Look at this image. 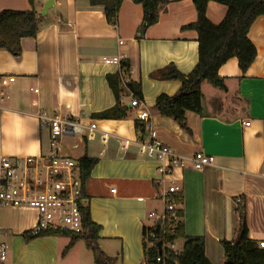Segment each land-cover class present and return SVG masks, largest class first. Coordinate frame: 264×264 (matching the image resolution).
<instances>
[{
	"label": "crops",
	"instance_id": "crops-1",
	"mask_svg": "<svg viewBox=\"0 0 264 264\" xmlns=\"http://www.w3.org/2000/svg\"><path fill=\"white\" fill-rule=\"evenodd\" d=\"M47 1L33 0L39 30L34 38L20 40V53L0 49V90L5 95L0 104V155H47L49 127L42 113L79 125L82 132L63 135L56 153L77 164L82 158L96 160L82 182L83 208L99 227L98 249L113 264H145L142 244L148 213L161 207L160 196L169 183L156 185L154 158L137 144L148 139L145 123L137 121L146 111L158 140L174 153L214 158V164L201 171L175 170L170 177L182 189L184 235L202 237L209 263L224 264L220 242L236 241L237 210L242 206L249 239L264 249V17L256 18L247 34L256 50L251 66L242 73L234 58L223 64L218 76L225 90L202 83L201 115L185 113V132L151 110L159 95H175L179 83L152 74L172 65L188 75L195 67L197 34L182 30L196 21L192 0H169L157 23L144 29L142 8L134 0L121 1L113 24L102 6L88 0H52L42 15ZM30 9L29 0H0V12ZM225 14L223 5L206 6L213 24L221 23ZM114 57L128 62L122 82L139 84L143 100L133 106L131 96L120 95L128 109L125 118L103 120L94 115L116 105L106 78L119 75L120 64L102 59ZM12 114L22 120L20 137ZM136 121L142 130L136 129ZM91 125L95 129L90 130ZM36 219L34 209L0 207L6 264H94L82 240L63 254L72 240L69 234L25 241V233H34Z\"/></svg>",
	"mask_w": 264,
	"mask_h": 264
},
{
	"label": "trees",
	"instance_id": "trees-1",
	"mask_svg": "<svg viewBox=\"0 0 264 264\" xmlns=\"http://www.w3.org/2000/svg\"><path fill=\"white\" fill-rule=\"evenodd\" d=\"M92 6H102L104 16L108 23L115 22L117 12L122 0H88ZM142 8L141 28H149L158 21L160 10L169 0H134ZM215 2L226 8V14L219 24L211 23L206 17V6ZM31 9L27 11L3 10L0 12V49L12 55L20 53L19 42L23 38H34L39 30V16L33 9V0H29ZM196 11V21L182 30H193L197 34L198 60L195 67L188 75H183L170 65L152 74L159 80L176 81L179 89L173 96L159 95L152 107V112L162 118L173 120L181 130L189 132L185 113L191 112L201 115V84L207 83L215 89L225 90L223 80L218 76L219 68L230 59H236L239 70L244 73L253 63L256 55L254 45L249 41L247 34L254 20L264 17V0H192ZM129 65L121 61L120 74L107 76L106 80L112 90L116 105L103 113L94 115L103 120H121L125 118L128 109L120 103V95L131 96L136 102L143 100L139 84L127 82L122 79L127 77ZM136 129L142 130L139 123L135 122ZM95 159L82 158L79 163L81 180L84 182L95 165ZM181 195L172 196L177 204L178 221L175 224L173 235L166 234L167 243L179 241L180 253L166 251L163 264H210L204 254V240L202 237H186L183 232L182 212L180 210ZM238 236L236 241H221L224 252V264H264V249L250 240L245 223L244 208H238ZM82 223L85 233L72 236V240L63 251L66 253L74 242L82 240L93 254L94 264H113L114 261L105 257L96 244L99 227L93 224L86 208H81ZM59 233L38 232L25 233V241H31L45 236H56ZM143 261L145 264H156L158 256L155 247L148 249L143 242Z\"/></svg>",
	"mask_w": 264,
	"mask_h": 264
},
{
	"label": "built area",
	"instance_id": "built-area-1",
	"mask_svg": "<svg viewBox=\"0 0 264 264\" xmlns=\"http://www.w3.org/2000/svg\"><path fill=\"white\" fill-rule=\"evenodd\" d=\"M57 21H61L57 18ZM119 44H121L119 42ZM122 57L103 58V62L120 64ZM5 97L0 90V104ZM133 106L138 105L132 100ZM49 127L50 150L45 156L37 157H7L0 155V207L30 208L37 213L36 225L33 232L66 233L80 236L85 233L81 208L84 206L83 182L80 177L78 164L56 153V146L63 135H75L82 132V128L72 122L62 121L57 116L40 115ZM148 113L141 111L137 121L145 123L148 129V139L138 140L139 147L153 156L156 163L155 183L163 188L168 183L165 192L160 196L161 207L148 213L150 224L143 233V242L148 249L158 244L160 253L155 258L156 264H163L166 251L180 253L178 241L167 243L166 234L173 235L178 221V206L171 199L181 195L180 186L170 182L175 170L191 168L201 171L214 164V158L203 153L190 156H180L163 145L156 133L148 125ZM248 126V123L246 124ZM95 129L94 125L90 130ZM239 202V200L237 201ZM7 262V248L0 243V264Z\"/></svg>",
	"mask_w": 264,
	"mask_h": 264
},
{
	"label": "clouds",
	"instance_id": "clouds-1",
	"mask_svg": "<svg viewBox=\"0 0 264 264\" xmlns=\"http://www.w3.org/2000/svg\"><path fill=\"white\" fill-rule=\"evenodd\" d=\"M12 118H13V121L16 127V135L17 137H20L22 135V132H21L22 120L19 116H16L15 114H12Z\"/></svg>",
	"mask_w": 264,
	"mask_h": 264
},
{
	"label": "water",
	"instance_id": "water-1",
	"mask_svg": "<svg viewBox=\"0 0 264 264\" xmlns=\"http://www.w3.org/2000/svg\"><path fill=\"white\" fill-rule=\"evenodd\" d=\"M53 5V1L52 0H48L47 3H45V5L43 6L42 9V15H45L47 10ZM160 253V245L158 244V254Z\"/></svg>",
	"mask_w": 264,
	"mask_h": 264
},
{
	"label": "rangeland",
	"instance_id": "rangeland-1",
	"mask_svg": "<svg viewBox=\"0 0 264 264\" xmlns=\"http://www.w3.org/2000/svg\"><path fill=\"white\" fill-rule=\"evenodd\" d=\"M177 248H178V249H180V248H181V245H180V243H178V245H177Z\"/></svg>",
	"mask_w": 264,
	"mask_h": 264
}]
</instances>
